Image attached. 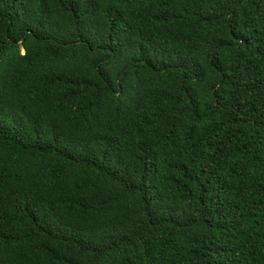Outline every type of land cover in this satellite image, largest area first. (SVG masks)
I'll list each match as a JSON object with an SVG mask.
<instances>
[{
    "label": "trees",
    "instance_id": "1",
    "mask_svg": "<svg viewBox=\"0 0 264 264\" xmlns=\"http://www.w3.org/2000/svg\"><path fill=\"white\" fill-rule=\"evenodd\" d=\"M0 264H264V0H0Z\"/></svg>",
    "mask_w": 264,
    "mask_h": 264
}]
</instances>
